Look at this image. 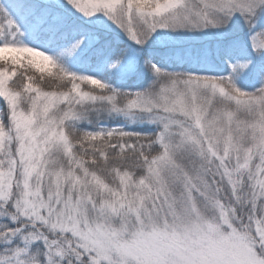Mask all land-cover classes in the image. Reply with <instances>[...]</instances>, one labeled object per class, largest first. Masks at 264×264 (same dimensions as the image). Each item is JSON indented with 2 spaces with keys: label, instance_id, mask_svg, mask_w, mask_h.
Wrapping results in <instances>:
<instances>
[{
  "label": "snow or ice",
  "instance_id": "1",
  "mask_svg": "<svg viewBox=\"0 0 264 264\" xmlns=\"http://www.w3.org/2000/svg\"><path fill=\"white\" fill-rule=\"evenodd\" d=\"M0 264H264V0H0Z\"/></svg>",
  "mask_w": 264,
  "mask_h": 264
}]
</instances>
